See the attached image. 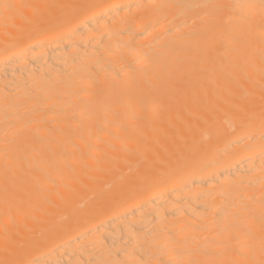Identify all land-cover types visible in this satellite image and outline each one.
<instances>
[{"label":"bare ground","instance_id":"obj_1","mask_svg":"<svg viewBox=\"0 0 264 264\" xmlns=\"http://www.w3.org/2000/svg\"><path fill=\"white\" fill-rule=\"evenodd\" d=\"M0 264H264V0H0Z\"/></svg>","mask_w":264,"mask_h":264}]
</instances>
